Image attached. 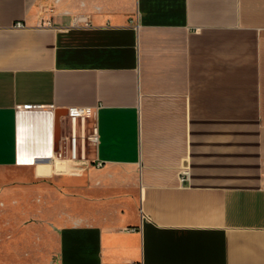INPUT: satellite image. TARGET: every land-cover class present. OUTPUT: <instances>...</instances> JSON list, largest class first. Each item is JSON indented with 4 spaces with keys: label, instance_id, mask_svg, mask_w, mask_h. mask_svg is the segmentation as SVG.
I'll list each match as a JSON object with an SVG mask.
<instances>
[{
    "label": "crops",
    "instance_id": "crops-1",
    "mask_svg": "<svg viewBox=\"0 0 264 264\" xmlns=\"http://www.w3.org/2000/svg\"><path fill=\"white\" fill-rule=\"evenodd\" d=\"M71 106L99 107L103 167L54 160ZM17 166L80 190L57 264H264V0H0Z\"/></svg>",
    "mask_w": 264,
    "mask_h": 264
},
{
    "label": "rangeland",
    "instance_id": "rangeland-1",
    "mask_svg": "<svg viewBox=\"0 0 264 264\" xmlns=\"http://www.w3.org/2000/svg\"><path fill=\"white\" fill-rule=\"evenodd\" d=\"M4 190L9 193L0 194V264H57L58 224L80 210V190L63 176H39L34 166L0 169Z\"/></svg>",
    "mask_w": 264,
    "mask_h": 264
},
{
    "label": "built area",
    "instance_id": "built-area-1",
    "mask_svg": "<svg viewBox=\"0 0 264 264\" xmlns=\"http://www.w3.org/2000/svg\"><path fill=\"white\" fill-rule=\"evenodd\" d=\"M15 26L23 28L25 23L19 21ZM98 112L99 107L71 106L68 108V134L65 147L58 151L55 157L71 162L92 163L97 167L104 166L101 160L91 159L89 153V147L97 146L100 142ZM189 176L190 170L183 169L181 180L185 181Z\"/></svg>",
    "mask_w": 264,
    "mask_h": 264
},
{
    "label": "bare ground",
    "instance_id": "bare-ground-1",
    "mask_svg": "<svg viewBox=\"0 0 264 264\" xmlns=\"http://www.w3.org/2000/svg\"><path fill=\"white\" fill-rule=\"evenodd\" d=\"M55 161H62V160H65V159H59L57 157L54 158Z\"/></svg>",
    "mask_w": 264,
    "mask_h": 264
}]
</instances>
